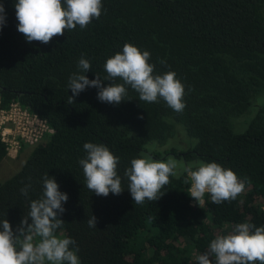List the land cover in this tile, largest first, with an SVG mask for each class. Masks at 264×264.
I'll list each match as a JSON object with an SVG mask.
<instances>
[{"label":"trees","instance_id":"1","mask_svg":"<svg viewBox=\"0 0 264 264\" xmlns=\"http://www.w3.org/2000/svg\"><path fill=\"white\" fill-rule=\"evenodd\" d=\"M15 2L0 0L6 13L0 30V108L17 102L53 134L31 146L19 170L0 183V220L15 230L30 202L41 196L48 174L69 197L57 235L76 241L80 264H197L196 256L229 227L264 226V209L256 202L264 203V0H102L99 20L48 45L29 44L17 31ZM126 43L150 52L154 74L176 73L185 88L182 113L163 101H140L130 87L117 106L99 102L95 88L68 104L67 83L78 72V61L91 63L89 80L95 74L103 78L106 60ZM234 119L241 133L233 132ZM175 125L195 143L162 155L193 170L199 162H216L248 178L235 201L217 205L206 194L201 207L190 206L182 171L170 177L159 200L134 204L124 170L146 153V144L173 138ZM88 142L104 144L119 157L124 189L119 196L98 197L86 188L79 160ZM149 155L161 157L155 150ZM4 158L0 142V162ZM28 184L25 197L20 189ZM92 215L96 228L87 224Z\"/></svg>","mask_w":264,"mask_h":264},{"label":"clouds","instance_id":"2","mask_svg":"<svg viewBox=\"0 0 264 264\" xmlns=\"http://www.w3.org/2000/svg\"><path fill=\"white\" fill-rule=\"evenodd\" d=\"M15 16L17 31L26 42L48 45L54 37L63 36L79 26L85 29L92 21L99 20L103 8L102 0H16ZM6 25V13L0 4V30ZM149 51L126 43L122 51L108 58L104 64L106 75L89 80L86 73L91 63L84 58L78 61V72L73 73L67 83L72 95L68 104L88 88L97 89V99L101 103L117 106L124 101L128 88L138 93L139 100L146 103L163 101L176 113H182L185 88L176 73L168 71L154 74L155 65L149 63ZM160 64L166 61L160 60ZM111 83L105 86L104 82ZM121 81V82H117ZM139 119H143L140 116ZM86 156L79 160L83 170L85 186L98 197L119 196L122 178L118 175L119 157L104 144L85 143ZM177 162L173 158L156 161L149 156L134 158L124 170L128 192L134 204L157 201L163 195L161 189L170 183V177L177 175ZM187 174L185 183L190 182L188 195L204 204L206 194L211 202L220 205L232 202L244 192L248 178L240 179L231 170L216 162H199L184 167ZM31 184L20 189L27 197ZM42 194L32 200L27 215L13 230L7 219L0 220V264H80L79 248L70 237L57 235V230L65 223L61 217L69 197L59 190L54 177L45 174L42 179ZM30 221V223H29ZM87 224L96 228L97 218L92 215ZM197 264H264V226L256 227L247 222L236 224L231 232L212 239L207 250L196 256Z\"/></svg>","mask_w":264,"mask_h":264},{"label":"built area","instance_id":"3","mask_svg":"<svg viewBox=\"0 0 264 264\" xmlns=\"http://www.w3.org/2000/svg\"><path fill=\"white\" fill-rule=\"evenodd\" d=\"M52 134V129L43 119L17 102H11L5 109L0 108V142L4 145L6 157L14 158L22 146H34ZM189 204L192 207L203 205L199 206L192 198Z\"/></svg>","mask_w":264,"mask_h":264},{"label":"rangeland","instance_id":"4","mask_svg":"<svg viewBox=\"0 0 264 264\" xmlns=\"http://www.w3.org/2000/svg\"><path fill=\"white\" fill-rule=\"evenodd\" d=\"M262 99H259L256 101L258 104L259 102H261ZM250 110V109H249ZM250 115V113H249ZM245 115L244 119L247 120L249 119L250 116ZM237 119H234L233 121H231V126H232V130L234 133H241L240 131H243L242 128L241 129H237L234 124L235 121ZM181 126L180 125H175V136H173V138L167 140L164 142V144L160 145V144H156L155 142H151L148 143L144 146V149L146 151V153L143 155L144 156H149L152 159H154L152 156H150V152L151 150H155V151H159L160 152V158H156V161H167L169 158H173L176 162H177V169L176 172L177 174H180L184 167L185 164L182 160H179L177 158H174L170 155H162L163 152L174 148L175 150L181 151L189 146H192L195 143L194 139L188 138L183 131L181 130ZM49 139V137L44 138L42 141H47ZM41 141V142H42ZM31 147V146H30ZM30 147L29 146H22L20 152L17 154V156H15L14 158H9L6 157L4 158L1 162H0V183L3 182L4 180H6L7 178L11 177L13 174H15L19 168L21 167V165L23 164V162L25 161V159L27 158L29 152H30ZM142 156V155H141ZM155 160V159H154ZM260 207L262 209H264V203L262 204V200L261 199H257L256 201ZM233 229V227H229L226 231L222 232V234H228L229 232H231V230ZM59 236H61V233L58 234ZM194 259V257L192 258V260Z\"/></svg>","mask_w":264,"mask_h":264}]
</instances>
